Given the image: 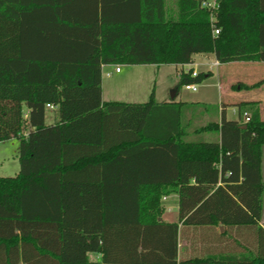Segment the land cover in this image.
<instances>
[{"label": "trees", "instance_id": "obj_1", "mask_svg": "<svg viewBox=\"0 0 264 264\" xmlns=\"http://www.w3.org/2000/svg\"><path fill=\"white\" fill-rule=\"evenodd\" d=\"M216 26L200 0H0V142L19 141L18 173L0 176V264H264V184L240 171L264 146L257 111L207 126L219 143H193L180 104L153 91L144 104L101 99L106 65L264 63V0H219ZM202 79L181 73L178 87ZM97 111L99 142L66 140L63 125ZM171 192L178 223L160 220ZM180 223L200 258L178 260Z\"/></svg>", "mask_w": 264, "mask_h": 264}, {"label": "crops", "instance_id": "obj_2", "mask_svg": "<svg viewBox=\"0 0 264 264\" xmlns=\"http://www.w3.org/2000/svg\"><path fill=\"white\" fill-rule=\"evenodd\" d=\"M213 55H194L192 58V63L190 64V69L199 73L196 67H209L213 62L208 59ZM237 68H236V66ZM120 65H106L101 68V99L105 103L109 102H119L126 104H144L148 101H144V98L150 97L151 93L145 95L144 90L140 91V85L142 83L140 74L141 70L144 68L159 69L165 65H138V66H126L125 70L121 69L119 72H115V68ZM174 66V65H169ZM235 66L230 70H227L225 75H223L220 67ZM176 69L180 68V72L177 73V78L183 70V66H174ZM216 79H217V119L213 122L208 121L205 118L206 112H190L189 114L182 117L183 110H192L197 104H206L204 98L205 96L194 100H184L179 98L176 100L177 92L173 93V96L168 101L156 102V104L163 103H178L180 104V119L181 125L184 128V140L193 143H219L220 134L218 130L206 129L207 126L220 125L222 116L226 118L227 105L234 106L232 109L234 114H238L239 118L244 122L243 112L251 114L253 110L257 111L260 121L264 122V63L263 62H232L227 64H220L216 67ZM105 72V78H102V73ZM201 74V73H199ZM212 71H206L204 79L209 80L212 77ZM212 88L211 85H207V88ZM105 95L107 98H105ZM154 95V93H153ZM147 96V97H146ZM105 98V99H104ZM149 100V98H148ZM227 101H233L228 102ZM242 106V110L239 106ZM53 109L46 108L49 112ZM241 111V112H240ZM23 112L26 114L27 109ZM46 113V112H45ZM100 115L101 111H97L91 115H87L82 119L72 123L63 125L64 134L66 135V140L82 141V142H99V126H100ZM45 124L53 125L58 121L57 116H54L51 123ZM205 122V123H203ZM201 137L205 141H193L195 138ZM190 138H193L189 140ZM9 141V140H8ZM6 142V141H5ZM2 143V142H0ZM19 143V141H18ZM264 153V146L261 149L260 156L244 157L240 161V171L241 173L246 172H259L264 184V171L262 167V155ZM2 168V164L0 163ZM264 197V195H263ZM262 197V204H263ZM162 213L160 220L165 223H178V194L176 192H171L168 195L162 197ZM263 208V206H262ZM263 212V210H262ZM261 227L264 228V224L260 220ZM213 227L218 232H224L225 228ZM185 228L186 239H180L178 244V260H191L195 258H200V244L191 245L190 240L192 238L200 240L192 229V227H185L182 223L179 224V230ZM195 236V237H194ZM206 238V235H205ZM209 255L220 257V251L224 248L220 245L210 244ZM230 249H235L234 245L229 246ZM207 254V253H206ZM102 256L100 254L89 253L87 254V259L89 262L100 263Z\"/></svg>", "mask_w": 264, "mask_h": 264}, {"label": "rangeland", "instance_id": "obj_3", "mask_svg": "<svg viewBox=\"0 0 264 264\" xmlns=\"http://www.w3.org/2000/svg\"><path fill=\"white\" fill-rule=\"evenodd\" d=\"M174 0H168V4L170 6L173 5ZM210 62H214V59L212 57H209L208 59ZM236 66V65H235ZM235 66L231 67H220L222 70L223 75L227 74L226 71L230 70L232 68H235ZM119 68L125 70L127 67L124 65H120ZM237 68V66H236ZM186 69V68H183ZM141 70V74L139 77H141L142 83L140 85V91L144 90L145 95L148 93H151L153 91V100L156 102H162V101H168L173 96V93L177 92V98H182L184 100L190 101L197 99L201 97V95L205 96L204 98L206 101V104H197L195 107L192 108V110H183L182 117L184 118L185 115L189 114L190 112H206L205 118L208 119V121L213 122L217 119V108H218V101H217V79H216V68H211L210 71H212V77L209 80L204 79V75L206 74V71L209 70V67H196V70L203 74V79L200 83L194 84L196 86V91H187L184 89V87L179 88V79L177 78V73L180 72V68H175L174 66L165 65L160 67L159 69H151V68H144L139 69ZM102 78H105V72L102 73ZM207 85H211L212 88H207ZM147 97V96H146ZM105 98L107 96L105 95ZM104 98V99H105ZM149 98V97H148ZM148 98H144V101H148ZM233 102V101H227ZM227 112H226V119L227 120H234L237 121L239 119L238 114H234L232 109L234 106L227 105ZM46 117V123H51L53 121L54 116H57L58 113L56 109H53L49 112L46 111L45 115ZM205 123V122H203ZM193 138H190L191 140ZM193 141H205L201 137L195 138ZM18 155V139H11L6 142L0 143V163L2 164V168L0 167V176L2 177H13L15 176L19 171V163L17 159ZM262 167L264 171V153L262 155ZM263 212L261 216V222L264 224V197H263Z\"/></svg>", "mask_w": 264, "mask_h": 264}, {"label": "built area", "instance_id": "obj_4", "mask_svg": "<svg viewBox=\"0 0 264 264\" xmlns=\"http://www.w3.org/2000/svg\"><path fill=\"white\" fill-rule=\"evenodd\" d=\"M200 7L202 9L206 10L209 13V21H210V24H211L212 35L214 37H216L219 34V29L216 26L217 11H218V8H219V0H200ZM219 65H220V63L218 61L214 60V62L209 66V68L210 69L211 68H216ZM183 67H185L186 69H183L181 71V73L190 74L192 77H195L198 74L197 72H195L194 70L189 68L190 65H185ZM119 70H120L119 67L115 68V72H119ZM183 87L187 91L195 92L197 90L196 86L194 84H186ZM46 108L55 109L54 106H52V105H47ZM242 116H243L244 122H248L249 121V117H248V114L246 112H244L242 114Z\"/></svg>", "mask_w": 264, "mask_h": 264}, {"label": "water", "instance_id": "obj_5", "mask_svg": "<svg viewBox=\"0 0 264 264\" xmlns=\"http://www.w3.org/2000/svg\"><path fill=\"white\" fill-rule=\"evenodd\" d=\"M220 229H222V227H220Z\"/></svg>", "mask_w": 264, "mask_h": 264}]
</instances>
